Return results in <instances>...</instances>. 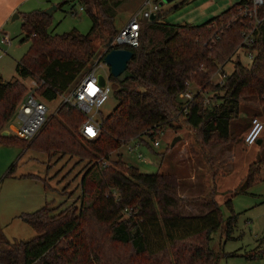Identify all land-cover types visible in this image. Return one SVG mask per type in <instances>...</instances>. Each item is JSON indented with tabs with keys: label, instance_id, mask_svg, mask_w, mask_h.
<instances>
[{
	"label": "trees",
	"instance_id": "16d2710c",
	"mask_svg": "<svg viewBox=\"0 0 264 264\" xmlns=\"http://www.w3.org/2000/svg\"><path fill=\"white\" fill-rule=\"evenodd\" d=\"M122 1L63 0L57 4L56 9L64 3H70L71 10L75 4L82 6L90 20V29L84 34L76 29L53 33L49 29L52 15L43 10L21 15L20 30L29 48L16 62V77L4 80L0 76V133L28 90L24 81L36 80L35 96L49 102L83 75L94 60L96 43L103 45L101 59L109 38L119 31L114 25V7ZM237 7L234 3L195 25L164 22L158 11L153 19L140 18L138 46L126 47L132 51L127 64L131 76L117 82L110 75L116 106L109 114L98 116L96 138L82 136L93 151L86 158L79 181L82 198L92 195L90 202L82 201L76 209L70 204L57 213L48 205L22 213L19 218L36 236L11 242L0 232V264H121L118 257L102 252L101 236L108 243L128 246L132 257L151 264H216L218 256L210 239L221 227L222 212L213 197L206 204V212L185 215L180 211V182L173 173H141L126 166L120 156L113 166L107 161L129 140L147 135L153 141L162 129L178 128L180 121L198 133L202 146H209L214 141L236 139L233 127L240 110L252 117L260 115L240 101L264 104V20L246 51L252 54L249 65L242 64L238 57L230 74L222 70L241 42L245 18L236 15ZM219 71L221 83L213 84L212 78ZM190 86L196 89L189 91ZM186 92L192 94L188 100L180 96ZM74 108L62 104L56 112L58 122L54 115L48 116L38 131L41 136L37 135L31 146L36 142L46 152L51 146H59L58 137L61 141L66 138L65 125L73 127L76 123L71 117ZM53 122L58 124L56 131L50 125ZM83 122L80 113L78 133ZM248 126L240 127L239 132ZM19 140L26 142L0 135V144ZM20 145L24 148L23 143ZM262 166L264 155L249 165L244 186L253 183ZM225 204L230 207V200ZM132 257L126 264H135Z\"/></svg>",
	"mask_w": 264,
	"mask_h": 264
},
{
	"label": "rangeland",
	"instance_id": "374dc122",
	"mask_svg": "<svg viewBox=\"0 0 264 264\" xmlns=\"http://www.w3.org/2000/svg\"><path fill=\"white\" fill-rule=\"evenodd\" d=\"M62 1L49 2L54 3L50 5H57ZM143 1L123 0L114 7V25L117 30H120L133 14H139L140 18L146 12H152V6L155 4L162 21L195 25L216 16L239 0H172L170 3L151 0L147 5H143ZM70 6V3H64L60 8L52 11L49 29L53 33L63 34L72 29L82 34L89 31L90 20L87 14L79 10L78 4H75L72 10ZM37 8L46 9L43 5ZM70 10L76 14L71 13ZM20 26L21 17L9 20L2 27L5 32L0 33V76L4 80L16 77L15 61L19 60L29 48V41L24 39ZM6 35L8 42H1ZM96 48L94 60L84 73L96 66L95 73L103 75L106 82L113 86L114 82L108 67L98 58L103 45L96 43ZM233 54L231 60L222 66L225 74L232 72V64L238 57L244 65H249L251 62V57L243 50H236ZM219 74L220 72L213 76V84L219 80ZM80 78L69 88L74 87ZM31 81H24L25 87L28 86L25 94L30 90ZM195 89V86H190L189 91ZM35 95L37 96L36 91ZM240 102L247 109L260 113L257 117L264 121V104L242 100ZM44 104L48 109L46 118L54 115L57 121L59 117L56 112L62 106L60 97L49 102L44 101ZM17 105L18 103L16 108ZM115 106L116 99L111 92L95 118L109 114ZM74 110L71 117L75 118L76 123L73 127L65 125L63 131L66 138L61 141L58 137L59 146H51L47 152L40 147L39 149L36 142L32 146L30 144L36 137L41 136L42 133L39 132L32 140L26 142L19 140L20 143L16 142L18 144L12 141L0 144V232L5 240L26 241L36 236L35 231L19 218L22 213L37 211L45 205L53 207V212L57 213L70 204L76 209L80 207L82 201L86 204L90 202L92 195L82 198L79 181L83 166L87 162L86 158L93 154V151L87 140L79 136L80 112L77 108ZM251 118L252 116L245 115L240 110L233 127L237 135L236 139L229 138L225 142L214 141L209 146H202L197 140L198 133L180 121L181 125L178 128L166 127L158 132V137L155 138L158 142L157 147L153 146V141L147 135H143L140 140H129L114 150L107 163L112 164L120 156L126 166H132L141 173H174L180 180L179 194L183 198L180 211L183 214L205 212L207 202L213 197L222 212L221 227L212 233L210 239L211 248L218 256L216 264H264V166L249 187L243 185L244 176L253 159L264 155V129L261 144L245 146L242 143V135L245 131L239 132L240 127L248 126ZM57 122L50 124L52 131L57 130ZM17 126L15 110L4 126V130L8 132L4 136L14 138L13 131ZM176 136L180 139L170 147ZM63 141L66 144L63 145ZM22 143L24 148L20 145ZM113 165L114 163L111 166ZM29 175L33 176V180H30ZM227 200H230V207L225 204ZM101 237L103 253L118 257L121 259V264H126V261L132 257L128 246L111 244L105 240V236ZM230 253L236 255H227ZM248 255H254V258H246ZM132 261L135 264H151L140 257H132Z\"/></svg>",
	"mask_w": 264,
	"mask_h": 264
},
{
	"label": "built area",
	"instance_id": "2783aa9c",
	"mask_svg": "<svg viewBox=\"0 0 264 264\" xmlns=\"http://www.w3.org/2000/svg\"><path fill=\"white\" fill-rule=\"evenodd\" d=\"M150 2L151 0H144L143 5L150 4ZM236 3L238 4L236 15L245 18L243 28L240 32L241 42L238 45L237 50H243L246 52L248 51L249 46L255 41L258 25L264 20V0H239ZM79 10L83 11L82 6L80 5ZM151 10L152 12H146L142 17L147 18L151 13L155 14L157 11L156 4L152 6ZM70 12L76 14L74 11ZM140 18L137 13L129 17L124 26L111 38L110 44L112 48L125 49L126 47L135 48L138 46ZM1 42H8V37L4 36ZM108 51L109 48L106 46L101 55V59ZM247 54L252 57L250 52ZM95 69L96 66L89 68L74 87H70L59 96L62 104L68 103L77 108L78 111L83 114L84 122L79 128V135L86 139H94L97 137L100 122L98 116L97 118H95V116L99 114V109L103 106L112 92L111 86L105 79L102 85L99 83L98 74L95 73ZM221 80L222 77L220 72L219 80L217 82L221 83ZM30 83L28 94L18 102L16 108V122H18V126L13 131L16 138H21L26 141L34 138L37 132L45 124L48 111L44 102L34 94L35 91L33 88L37 87V82L32 80ZM191 95L190 92H186L180 96L183 99L188 100L191 98ZM204 102L208 103L207 99H205ZM89 129H91L94 134L90 135L88 131ZM263 129V121L259 117L253 116L248 128L244 130L245 132L242 135V143L245 146L255 144L261 137ZM153 146H158V142L155 139L153 140ZM138 157L140 156L138 155Z\"/></svg>",
	"mask_w": 264,
	"mask_h": 264
},
{
	"label": "water",
	"instance_id": "95a60500",
	"mask_svg": "<svg viewBox=\"0 0 264 264\" xmlns=\"http://www.w3.org/2000/svg\"><path fill=\"white\" fill-rule=\"evenodd\" d=\"M172 0H163L164 3H170ZM56 9V5H51L47 7V9L43 10L44 13H48L52 15V11ZM155 16L154 13H151L149 17L153 19ZM17 17V16H16ZM112 38V37H111ZM107 42L106 46L109 48V51L106 52L103 57L102 61L108 67V71L110 75L117 81L122 82L126 80V78L130 77L131 74L127 70V64L129 60L132 58V51L128 48H112L110 44V40ZM98 81L102 85L104 83V77L101 74H98ZM7 130H4L0 133L1 136L7 135ZM180 137H174L173 141L170 144V147L174 145V143L179 140ZM259 142V141H257Z\"/></svg>",
	"mask_w": 264,
	"mask_h": 264
},
{
	"label": "crops",
	"instance_id": "0c3cea01",
	"mask_svg": "<svg viewBox=\"0 0 264 264\" xmlns=\"http://www.w3.org/2000/svg\"><path fill=\"white\" fill-rule=\"evenodd\" d=\"M49 1L50 0H38V1L36 0H0V33L5 32L2 30V27L5 26L9 20H14L18 17H21L23 13L30 12L31 10H41L37 8L40 5H43L47 9V7L51 6L50 4H54ZM46 2H48V4H46ZM16 62L17 61H15V65H16ZM257 141H259V142H256L257 144H261L263 139L260 137ZM30 180H33V179H30ZM196 214H199V213H196ZM185 215H188V214H185Z\"/></svg>",
	"mask_w": 264,
	"mask_h": 264
},
{
	"label": "snow or ice",
	"instance_id": "6c2138e0",
	"mask_svg": "<svg viewBox=\"0 0 264 264\" xmlns=\"http://www.w3.org/2000/svg\"><path fill=\"white\" fill-rule=\"evenodd\" d=\"M88 131L90 135L94 134L91 129H89Z\"/></svg>",
	"mask_w": 264,
	"mask_h": 264
}]
</instances>
